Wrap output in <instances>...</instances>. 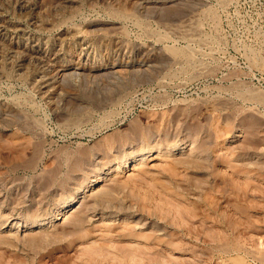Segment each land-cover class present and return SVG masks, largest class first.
I'll list each match as a JSON object with an SVG mask.
<instances>
[{"label": "rangeland", "instance_id": "rangeland-1", "mask_svg": "<svg viewBox=\"0 0 264 264\" xmlns=\"http://www.w3.org/2000/svg\"><path fill=\"white\" fill-rule=\"evenodd\" d=\"M263 64L264 0H0V264H264Z\"/></svg>", "mask_w": 264, "mask_h": 264}, {"label": "bare ground", "instance_id": "bare-ground-1", "mask_svg": "<svg viewBox=\"0 0 264 264\" xmlns=\"http://www.w3.org/2000/svg\"><path fill=\"white\" fill-rule=\"evenodd\" d=\"M1 1H2V0H1ZM21 1H22V0H21ZM30 1H31V0H30ZM26 3H27V2H26ZM1 5H2V4H1ZM219 5H220V4H219ZM72 7H73V6H72ZM118 11H119V10H118ZM116 16H117V15H116ZM210 17H211V16H210ZM203 18H204V17H203ZM205 19H206V18H205ZM211 20H212V19H211ZM214 20H215V19H214ZM194 21H195V19H194ZM198 21H199V20H198ZM201 21H202V19H201ZM186 22H187V21H186ZM191 22H192V20H191ZM202 23H203V22H202ZM207 23H208V22H207ZM52 25H53V24H52ZM201 25H202V24H201ZM201 25H200V26H201ZM2 26H3V25H2ZM49 26H50V25H49ZM203 26H204V25H203ZM203 26H202V27H203ZM202 27H199V28L203 29ZM2 28H3V27H2ZM2 28H1V29H2ZM54 28H55V25H54ZM186 28H187V27H186ZM188 28L191 29L190 26H189ZM194 28H195V27H194ZM194 28H193L194 34H193L192 29H191V31H189V29H188L187 32H182L181 37L184 38L185 36H186V37H187V36L190 37V36L195 35L196 33H195ZM184 29H185V28H184ZM195 29H196V28H195ZM175 30H176V29H175ZM181 30H182V29H181ZM181 30H180V31H181ZM79 31H80V30H79ZM81 31H83V30H81ZM145 31H146V30H145ZM180 31H179V32H180ZM198 31H199V30H198ZM198 31H197V33H198ZM217 32H218V31H217ZM65 33H66V32H65ZM180 34H181V33H180ZM149 35H150V34H149ZM196 35H197V34H196ZM206 35H207V34H206ZM161 36H162V35H161ZM203 36H204V35H203ZM82 38H83V37H82ZM190 38H192V37H190ZM199 38H200V36H199ZM199 38H198V39H199ZM203 38H204V37H203ZM38 39H39V38H38ZM192 39H193V38H192ZM39 40H40V39H39ZM184 40H185V39H184ZM196 41H197V40H196ZM198 41H199V40H198ZM201 41H202V39H201ZM204 41H205V40H204ZM192 42H193V41H192ZM208 42H209V41H208ZM211 42H212V41H211ZM220 42H221V41H220ZM196 43L199 44L198 42H196ZM206 43H207V42H206ZM11 45H12V44H11ZM205 45H206V44H205ZM209 45H210V44H209ZM201 46H202V45H201ZM201 46H200V47H201ZM206 46H207V45H206ZM217 46H219V45H217ZM23 47H24V46H23ZM209 47H210V46H209ZM38 48H39V47H38ZM33 49H34V48H33ZM185 49H186V48H185ZM21 50H22V49H21ZM34 50H35V49H34ZM34 50H33V51H34ZM36 50H37V48H36ZM39 50H40V49H39ZM39 50H38V51H39ZM187 50H188V49H187ZM194 50H195V49H194ZM219 51H220V50H219ZM252 51H253V50H252ZM182 52H183V51H182ZM40 53H41V52H40ZM190 53H191V52H190ZM30 54H31V53H30ZM30 54H29V55H30ZM254 54H255V53H254ZM35 55H37V54H35ZM185 55H186V54H185ZM189 55H190V54H189ZM204 55H205V54H204ZM190 56H191V55H190ZM190 56H189V57H190ZM36 57H38V56H36ZM261 57H262V56H261ZM257 58H258V57H257ZM262 58H263V57H262ZM253 59H254V58H252V60H253ZM185 60H186V59H185ZM260 64H261V63H260ZM263 65H264V64H263ZM6 73H7V72H6ZM41 85H42V84H41ZM41 85H40V86H41ZM44 86L46 87V84H45ZM20 105H21V104H20ZM169 149H170V148H169ZM116 170H117V169H116ZM82 198H83V197H82ZM214 204H215V203H214ZM175 207H176V206H175ZM170 208H171V207H170ZM159 209H160V208H159ZM161 209H162V208H161ZM182 211H183V210H182ZM186 211H187V210H186ZM187 212H188V211H187ZM155 213H157V212H155ZM161 213H162V211H161ZM178 214H179V213H178ZM181 214H182V213H181ZM181 214H180V215H181ZM166 215H167V214H166ZM182 215H183V214H182ZM184 215H185V214H184ZM193 215H195V214H193ZM157 216H158V215H157ZM167 216H168V215H167ZM176 216H177V215H176ZM178 217H179V216H178ZM184 217H185V216H184ZM191 219H192V218H191ZM174 220H175V218H174ZM176 221H177V220H176ZM180 222H181V221H180ZM183 222H184V221H183ZM181 223H182V222H181ZM188 228H189V226H188ZM182 230L185 231V232H187V229H183V227H182ZM181 232H182V231H181ZM128 233H129V232H128ZM188 233H189V232H188ZM215 233H216V232H215ZM130 234H131V233H130ZM132 234H133V233H132ZM219 234H220V233H219ZM183 235H184V234H183ZM185 235H186V234H185ZM187 235H188V234H187ZM216 235H217V234H216ZM188 236H189V235H188ZM181 237H182V236H181ZM195 237H196V236H195ZM169 238H170V237H169ZM185 238H186V237H185ZM183 239H184V238H183ZM216 239H217V238H216ZM168 240H169V239H168ZM214 240H215V239H214ZM181 241H182V240H181ZM162 242H163V241H162ZM164 243H165V242H164ZM169 243H170V242H169ZM135 244H136V243H135ZM182 244H183V243H182ZM180 245H181V244H180ZM217 245H218V244H217ZM159 246H160V245H159ZM175 246H177V245H175ZM178 246H179V245H178ZM178 246H177V247H178ZM182 246H183V245H182ZM112 247H113V246H112ZM144 247H146V248H144ZM144 247L141 248L140 250H139V249L137 250V248H136V250H133V248H132V252H130V253H132V254H131V255H132V258H131V256L129 255V256H130L129 259H131L132 261H134V262H136V263H137V261H138V262H142V261H140V260H141L140 257H141V255L143 256V252L146 251L145 249H148V250H149V251L147 250V251L149 252L148 254H150V253H152V252H154V251H157V252H158V249H159V248H157V247L155 246V244L153 245L152 243L147 244V245L144 246ZM177 247H176V248H177ZM102 248H103V247H102ZM163 248H164V247H163ZM163 248H162V252H164V251H163ZM124 249H125V248H124ZM143 249H144V250H143ZM169 249L171 250V248H169ZM178 249H179V247H178ZM160 250H161V249H160ZM160 250H159V253H160ZM172 250H173V248H172ZM182 250H185V249L183 248ZM105 251H106V250H105ZM108 251H109V250H108ZM130 251H131V250H130ZM140 251H142V252H140ZM147 251H146V252H147ZM168 251H169V250H168ZM168 251H167V253H168ZM110 252H111V251H110ZM119 252H121V251L119 250ZM128 252H129V251H128ZM128 252H127V254H126L127 256H125V257H128V254H129ZM157 252H156V253H157ZM165 252H166V249H165ZM172 252H173V251H172ZM121 253H122V252H121ZM159 253H158V254H159ZM170 253H171V252H170ZM170 253H168V255H169ZM148 254H147V255H148ZM154 254H155V253H154ZM133 255H134V256H133ZM136 255H137V256H136ZM144 255H146V254H144ZM161 255H162V254H161ZM165 255H166V253H165ZM139 256H140V257H139ZM151 256L153 257V255H151ZM157 256H159V255H157ZM138 257H139V258H138ZM145 257H146V256H145ZM145 257H144V258H145ZM148 257H149V256H148ZM152 257H151V258H152ZM155 258H156V257H155ZM155 258H154V260H155ZM148 259H149V258H148ZM118 260H119V259H118ZM131 260H129V261H131ZM150 260H153V258L150 259ZM154 260H153V261H154ZM162 260H163V259H162ZM114 261H115V260H114ZM129 261H128V263H130ZM158 261H159V260H158ZM164 261H165V260H164ZM119 262H120V263H124V262L127 263L126 259H125L123 262H122V260L120 259ZM134 262H133V263H134ZM144 262H145V261H144ZM146 262L149 263L148 261H146ZM126 263H125V264H126ZM131 263H132V262H131ZM133 263H132V264H133ZM136 263H135V264H136ZM158 263H159V262H158ZM167 263H168V262H167ZM113 264H114V263H113ZM137 264H138V263H137ZM141 264H142V263H141ZM143 264H145V263H143ZM150 264H152V263H150ZM156 264H157V262H156ZM162 264H164V263H162Z\"/></svg>", "mask_w": 264, "mask_h": 264}]
</instances>
